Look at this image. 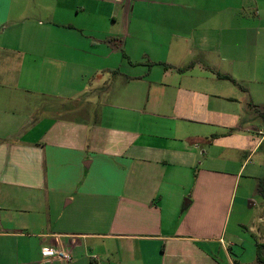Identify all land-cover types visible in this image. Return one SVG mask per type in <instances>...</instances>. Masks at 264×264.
Wrapping results in <instances>:
<instances>
[{
    "label": "crops",
    "instance_id": "crops-1",
    "mask_svg": "<svg viewBox=\"0 0 264 264\" xmlns=\"http://www.w3.org/2000/svg\"><path fill=\"white\" fill-rule=\"evenodd\" d=\"M259 112L264 0H0V264H260Z\"/></svg>",
    "mask_w": 264,
    "mask_h": 264
},
{
    "label": "trees",
    "instance_id": "trees-1",
    "mask_svg": "<svg viewBox=\"0 0 264 264\" xmlns=\"http://www.w3.org/2000/svg\"><path fill=\"white\" fill-rule=\"evenodd\" d=\"M223 79L229 80L232 83L236 84L234 80H232L229 77L223 76L221 77ZM259 115L261 117H264V113L259 112ZM215 138V137H212ZM256 194H258L262 201H264V177L259 178L256 183ZM255 256L256 261L260 264H264V242L261 243H255Z\"/></svg>",
    "mask_w": 264,
    "mask_h": 264
},
{
    "label": "built area",
    "instance_id": "built-area-1",
    "mask_svg": "<svg viewBox=\"0 0 264 264\" xmlns=\"http://www.w3.org/2000/svg\"><path fill=\"white\" fill-rule=\"evenodd\" d=\"M115 2H121L122 0H114ZM41 254L44 258L57 259L62 264H68L71 260L70 254L65 252L63 249L47 248L41 249Z\"/></svg>",
    "mask_w": 264,
    "mask_h": 264
},
{
    "label": "rangeland",
    "instance_id": "rangeland-1",
    "mask_svg": "<svg viewBox=\"0 0 264 264\" xmlns=\"http://www.w3.org/2000/svg\"><path fill=\"white\" fill-rule=\"evenodd\" d=\"M49 106H52V103L51 102H49ZM259 122H262L261 120H258ZM251 122V121H250ZM261 173H262V171H261ZM258 195V194H257ZM259 196V195H258ZM260 197V196H259ZM234 213H235V210H234ZM255 218H257V216L255 217ZM234 222H235V217H234V215L231 217V220H230V225H233L234 224ZM250 252V251H249Z\"/></svg>",
    "mask_w": 264,
    "mask_h": 264
}]
</instances>
